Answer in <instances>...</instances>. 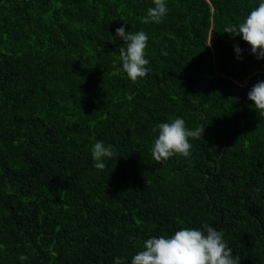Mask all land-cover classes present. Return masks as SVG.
<instances>
[{"label": "trees", "instance_id": "1", "mask_svg": "<svg viewBox=\"0 0 264 264\" xmlns=\"http://www.w3.org/2000/svg\"><path fill=\"white\" fill-rule=\"evenodd\" d=\"M259 2L167 0L143 24L150 0H0V264H129L146 239L204 223L264 264V116L247 100L264 59L223 32ZM123 23L148 35L136 82ZM177 117L202 137L157 163L153 129ZM97 141L114 151L103 170Z\"/></svg>", "mask_w": 264, "mask_h": 264}, {"label": "clouds", "instance_id": "2", "mask_svg": "<svg viewBox=\"0 0 264 264\" xmlns=\"http://www.w3.org/2000/svg\"><path fill=\"white\" fill-rule=\"evenodd\" d=\"M151 6L146 10V15L141 17V23H161L168 13L167 0H150ZM126 23L115 29V37L124 42L120 48L122 71L131 82L144 78L150 73L146 67L148 35L143 31L130 33L125 30ZM232 38L237 36L248 45L249 54L257 60L264 59V0L258 3L238 25L226 27L223 31ZM237 59H241L242 49L234 46ZM166 54V53H163ZM247 100L251 101L252 108L259 115L264 116V81H258L247 92ZM154 132L157 136L151 146V156L160 163L174 155L184 158L190 156V139L201 138L204 125L195 130L185 126L183 118L177 117L171 122L160 123ZM92 166L97 170L106 167L105 161L114 155L112 145H105L103 141L95 142L91 149ZM19 261L24 262L27 257L21 254ZM113 264H122L116 258ZM129 264H240L232 249L224 239L223 232L202 224L200 228H181L171 235L150 237L143 242L142 250L134 254Z\"/></svg>", "mask_w": 264, "mask_h": 264}]
</instances>
